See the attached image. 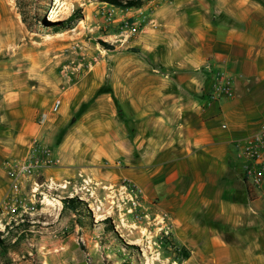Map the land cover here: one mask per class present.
<instances>
[{
	"label": "crops",
	"instance_id": "0c3cea01",
	"mask_svg": "<svg viewBox=\"0 0 264 264\" xmlns=\"http://www.w3.org/2000/svg\"><path fill=\"white\" fill-rule=\"evenodd\" d=\"M123 18L138 33L51 94L19 87L0 59V204L6 163L36 143L57 163L24 182L22 202L48 181L123 189L166 216L182 264H264V183L245 177L264 149L242 154L264 125V0H152ZM218 76L231 96L215 95Z\"/></svg>",
	"mask_w": 264,
	"mask_h": 264
},
{
	"label": "rangeland",
	"instance_id": "374dc122",
	"mask_svg": "<svg viewBox=\"0 0 264 264\" xmlns=\"http://www.w3.org/2000/svg\"><path fill=\"white\" fill-rule=\"evenodd\" d=\"M136 1L137 6L122 8L110 0H2L3 11L12 15L1 22L0 59L14 66L6 72L16 73L19 87L33 86L41 95L51 94L56 84L66 88L103 50L122 44L116 21L152 0ZM111 6L114 18L108 21L104 12ZM54 12L61 20H50ZM25 191L30 192L26 208L12 212L0 204V264L183 263V252L164 234L161 220L141 206L133 208L123 189L48 181ZM72 197L86 204L90 216L62 211L61 200ZM98 214L105 218L98 221Z\"/></svg>",
	"mask_w": 264,
	"mask_h": 264
},
{
	"label": "built area",
	"instance_id": "2783aa9c",
	"mask_svg": "<svg viewBox=\"0 0 264 264\" xmlns=\"http://www.w3.org/2000/svg\"><path fill=\"white\" fill-rule=\"evenodd\" d=\"M112 6L111 9L104 12V16L108 21H112L114 18ZM139 24L131 18H123L119 22V35L124 39L121 43L126 44L127 41L134 37L139 31ZM214 93L217 96H231L232 94V81L230 77H217V84L214 88ZM59 106V102H56L53 106V110L56 111ZM264 149V125L251 137H249L242 147V154L251 162H256L260 159L262 150ZM57 161L52 159L51 151L49 148L37 145L36 143L30 149L29 154L24 160L21 161H9L6 163V174L9 179V188L5 194L1 203L2 207L6 211H16L19 208H26L25 204L21 200V191L24 182L30 179L36 172L43 168H50L56 165ZM246 179L251 181L253 186H261L264 183V163L260 167L248 166L245 172ZM37 187V185H34ZM131 205L136 208L139 205L136 197L131 196ZM166 216L160 217L165 229L164 234L168 235L169 228L165 225Z\"/></svg>",
	"mask_w": 264,
	"mask_h": 264
},
{
	"label": "trees",
	"instance_id": "16d2710c",
	"mask_svg": "<svg viewBox=\"0 0 264 264\" xmlns=\"http://www.w3.org/2000/svg\"><path fill=\"white\" fill-rule=\"evenodd\" d=\"M110 2L114 5H116L118 7H122V8H131V7L137 6L139 4V1H136V0H129V1H125V2H122L121 0H110ZM61 202H62V211L68 210V211L75 213V214H78V213L81 214L82 212H86L87 215L90 216V211L86 207V204L84 202H82L81 200H79L77 197L63 198L61 200ZM107 223H109V221ZM108 226H109V231L111 233L115 234L112 225L108 224ZM2 243L3 242L0 239V247L1 248H2Z\"/></svg>",
	"mask_w": 264,
	"mask_h": 264
},
{
	"label": "bare ground",
	"instance_id": "6f19581e",
	"mask_svg": "<svg viewBox=\"0 0 264 264\" xmlns=\"http://www.w3.org/2000/svg\"><path fill=\"white\" fill-rule=\"evenodd\" d=\"M50 20H52V21H58V20H61V18H59V15H58V13L57 12H54V13H52V16L50 17ZM105 217H101V215H97V220L98 221H101V220H103Z\"/></svg>",
	"mask_w": 264,
	"mask_h": 264
}]
</instances>
